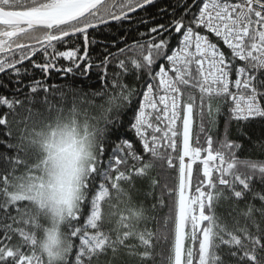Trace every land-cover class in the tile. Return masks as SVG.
Listing matches in <instances>:
<instances>
[{
  "label": "snow or ice",
  "instance_id": "1",
  "mask_svg": "<svg viewBox=\"0 0 264 264\" xmlns=\"http://www.w3.org/2000/svg\"><path fill=\"white\" fill-rule=\"evenodd\" d=\"M0 264H264V0H0Z\"/></svg>",
  "mask_w": 264,
  "mask_h": 264
},
{
  "label": "trees",
  "instance_id": "2",
  "mask_svg": "<svg viewBox=\"0 0 264 264\" xmlns=\"http://www.w3.org/2000/svg\"><path fill=\"white\" fill-rule=\"evenodd\" d=\"M64 63H66V62H64ZM54 80H55V82H62V81H59L58 78L55 77V74H54ZM77 83H79V81H77Z\"/></svg>",
  "mask_w": 264,
  "mask_h": 264
}]
</instances>
